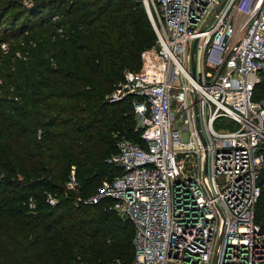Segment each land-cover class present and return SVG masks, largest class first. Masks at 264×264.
Masks as SVG:
<instances>
[{
  "label": "built area",
  "instance_id": "2783aa9c",
  "mask_svg": "<svg viewBox=\"0 0 264 264\" xmlns=\"http://www.w3.org/2000/svg\"><path fill=\"white\" fill-rule=\"evenodd\" d=\"M138 1L154 45L105 95L130 104L138 141L116 137L105 163L118 173L93 195L78 194L73 166L64 187L77 204L109 199L108 209L133 224L127 264H264V229L254 219L264 102L253 99L264 75V0H224L218 10L221 0Z\"/></svg>",
  "mask_w": 264,
  "mask_h": 264
},
{
  "label": "trees",
  "instance_id": "16d2710c",
  "mask_svg": "<svg viewBox=\"0 0 264 264\" xmlns=\"http://www.w3.org/2000/svg\"><path fill=\"white\" fill-rule=\"evenodd\" d=\"M23 1L0 0V264H127L133 224L109 199L75 205L64 184L73 166L78 194L93 195L118 173L105 163L116 137L138 141L130 104L105 95L123 69L140 68L153 28L135 0ZM258 184L254 219L264 229V167Z\"/></svg>",
  "mask_w": 264,
  "mask_h": 264
},
{
  "label": "water",
  "instance_id": "95a60500",
  "mask_svg": "<svg viewBox=\"0 0 264 264\" xmlns=\"http://www.w3.org/2000/svg\"><path fill=\"white\" fill-rule=\"evenodd\" d=\"M223 2H224V0H221V3L217 6L216 10H218L221 7ZM213 15H214V13H213ZM213 15L211 16L210 19H212ZM190 62H191V71H192V76H193L194 67H195V42H194V45H193V48H192V51H191ZM195 113H197L196 106H195ZM196 128H197V131H199V125H198L197 117H196ZM200 137H201V135H200ZM201 139H202V137H201Z\"/></svg>",
  "mask_w": 264,
  "mask_h": 264
},
{
  "label": "rangeland",
  "instance_id": "374dc122",
  "mask_svg": "<svg viewBox=\"0 0 264 264\" xmlns=\"http://www.w3.org/2000/svg\"><path fill=\"white\" fill-rule=\"evenodd\" d=\"M135 1H138V0H135ZM143 6V5H142ZM143 9H144V7H143ZM144 11H145V9H144ZM145 13H146V11H145ZM147 15V14H146ZM6 49H7V47H6ZM199 58H200V54H198V60H199ZM261 78L262 77H260V81H261ZM259 81V82H260ZM113 86H114V84L112 85V89H113ZM111 89V90H112ZM110 90V91H111ZM109 91V92H110ZM108 92V93H109ZM107 94V93H106ZM258 101H261V102H264V96H262V98H260ZM131 112V111H130ZM122 135V134H121ZM124 135V134H123ZM115 136H117V135H115ZM115 136H113V137H115ZM119 136V135H118ZM74 204L76 205L77 203L76 202H74ZM81 258V257H80ZM80 261H82V262H80V263H83V264H88V262H85V260H83L82 258H81V260ZM116 262V261H121L120 259H118V258H116V259H113V260H110V261H108V262H100V261H95L94 263H89V264H110V263H113V262Z\"/></svg>",
  "mask_w": 264,
  "mask_h": 264
}]
</instances>
